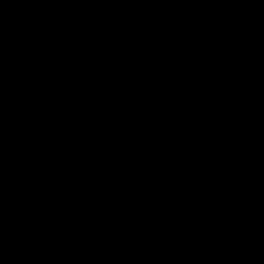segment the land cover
<instances>
[{
	"label": "water",
	"instance_id": "water-1",
	"mask_svg": "<svg viewBox=\"0 0 264 264\" xmlns=\"http://www.w3.org/2000/svg\"><path fill=\"white\" fill-rule=\"evenodd\" d=\"M0 264H264V0H0Z\"/></svg>",
	"mask_w": 264,
	"mask_h": 264
}]
</instances>
